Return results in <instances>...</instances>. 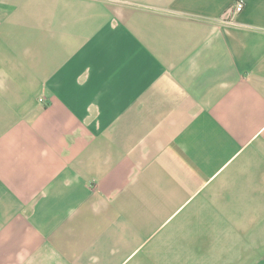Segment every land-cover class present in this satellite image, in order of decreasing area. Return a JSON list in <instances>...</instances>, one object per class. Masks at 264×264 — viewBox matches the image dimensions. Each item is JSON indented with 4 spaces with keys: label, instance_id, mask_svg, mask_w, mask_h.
Returning <instances> with one entry per match:
<instances>
[{
    "label": "crops",
    "instance_id": "0c3cea01",
    "mask_svg": "<svg viewBox=\"0 0 264 264\" xmlns=\"http://www.w3.org/2000/svg\"><path fill=\"white\" fill-rule=\"evenodd\" d=\"M0 264H264V0H0Z\"/></svg>",
    "mask_w": 264,
    "mask_h": 264
},
{
    "label": "built area",
    "instance_id": "2783aa9c",
    "mask_svg": "<svg viewBox=\"0 0 264 264\" xmlns=\"http://www.w3.org/2000/svg\"><path fill=\"white\" fill-rule=\"evenodd\" d=\"M244 9V3L242 1H238L232 8L231 14L237 15L241 13Z\"/></svg>",
    "mask_w": 264,
    "mask_h": 264
}]
</instances>
